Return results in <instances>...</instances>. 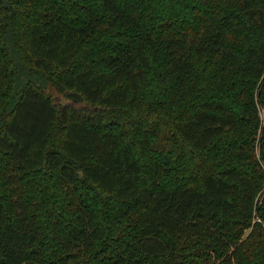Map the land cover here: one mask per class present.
Listing matches in <instances>:
<instances>
[{"label": "trees", "instance_id": "trees-1", "mask_svg": "<svg viewBox=\"0 0 264 264\" xmlns=\"http://www.w3.org/2000/svg\"><path fill=\"white\" fill-rule=\"evenodd\" d=\"M262 111L264 0H0V264H264Z\"/></svg>", "mask_w": 264, "mask_h": 264}, {"label": "rangeland", "instance_id": "rangeland-1", "mask_svg": "<svg viewBox=\"0 0 264 264\" xmlns=\"http://www.w3.org/2000/svg\"><path fill=\"white\" fill-rule=\"evenodd\" d=\"M62 101L64 102V100H62ZM261 114H262V116H263V115H264V111H262V113H261ZM257 153L259 154V152H257Z\"/></svg>", "mask_w": 264, "mask_h": 264}]
</instances>
